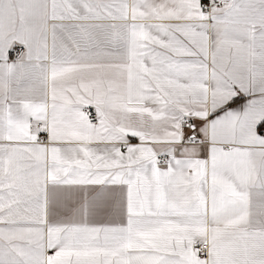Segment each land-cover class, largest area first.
I'll return each instance as SVG.
<instances>
[{"label":"snow or ice","instance_id":"obj_1","mask_svg":"<svg viewBox=\"0 0 264 264\" xmlns=\"http://www.w3.org/2000/svg\"><path fill=\"white\" fill-rule=\"evenodd\" d=\"M0 264H264V0H0Z\"/></svg>","mask_w":264,"mask_h":264}]
</instances>
